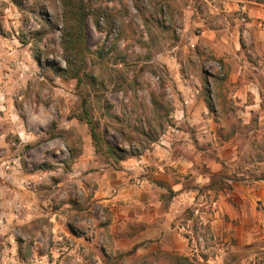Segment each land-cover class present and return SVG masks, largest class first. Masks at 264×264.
I'll return each mask as SVG.
<instances>
[{
  "label": "rangeland",
  "instance_id": "rangeland-1",
  "mask_svg": "<svg viewBox=\"0 0 264 264\" xmlns=\"http://www.w3.org/2000/svg\"><path fill=\"white\" fill-rule=\"evenodd\" d=\"M83 1L65 50L68 0H0V264H264V0ZM100 5L113 21L99 27ZM166 136L209 183L179 217L188 241L138 252L87 173Z\"/></svg>",
  "mask_w": 264,
  "mask_h": 264
},
{
  "label": "crops",
  "instance_id": "crops-1",
  "mask_svg": "<svg viewBox=\"0 0 264 264\" xmlns=\"http://www.w3.org/2000/svg\"><path fill=\"white\" fill-rule=\"evenodd\" d=\"M172 142L166 136L140 155L122 160L119 168L110 165L87 173L95 185L93 199L111 211L109 228L113 238L119 243L139 244L138 252L150 251L151 241L162 245L154 252L165 250L167 239L175 236L176 243L184 230L189 232L188 225L178 224L179 217L189 208L195 209L197 199L204 197L199 194L200 188L209 183L208 177L195 171L193 155L186 150L174 154ZM86 159L89 166L94 165L92 155ZM188 174H193L192 186L185 183ZM77 175L75 171L74 179L79 181ZM214 214L219 216V211ZM182 237L189 240L185 235ZM183 246L171 249L189 255L188 242Z\"/></svg>",
  "mask_w": 264,
  "mask_h": 264
},
{
  "label": "trees",
  "instance_id": "trees-1",
  "mask_svg": "<svg viewBox=\"0 0 264 264\" xmlns=\"http://www.w3.org/2000/svg\"><path fill=\"white\" fill-rule=\"evenodd\" d=\"M14 1L18 2V0H14ZM83 2H84L83 0H68L66 5H64V7L66 8L65 13L67 12L65 16L67 30L62 34V41H63V45L65 46V50L69 49L68 45H70L71 48H73L78 37L79 36L81 37V33H84L83 31L84 26L86 25V22L88 21L90 12L89 14L86 12L87 7ZM91 13L95 15L97 19V25L99 27L101 26L100 25L101 20H105L106 23H112L113 21L112 12H111V9L108 8V6L100 5L99 7L95 9V11ZM75 33H79L80 35L76 36ZM78 52L79 54H81L82 50H78ZM101 55H104V52H101ZM69 62H70L71 67H73V69H75L76 72L80 71L74 66L75 61L72 64V59H70ZM91 80H94V78H91ZM76 118L79 121L85 122L89 126L91 137L93 141L95 142V146L98 147V145L100 144V139H101V136L97 130L99 123L95 122L93 117L91 116L90 111L87 106L86 98H82V111L81 113L77 115ZM126 140H129V139L126 138ZM133 142H135V140L133 138L130 139V145H133ZM112 149H113L112 154L114 155V157H116L118 161L124 160L125 157L127 156L126 149H119L115 146ZM235 180L236 181L244 180V178L242 177L238 178L237 176H235Z\"/></svg>",
  "mask_w": 264,
  "mask_h": 264
}]
</instances>
